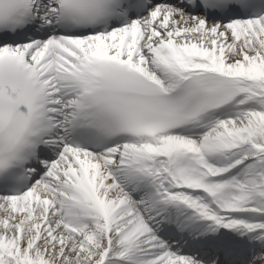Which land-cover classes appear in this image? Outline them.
<instances>
[{"label":"snow or ice","instance_id":"6c2138e0","mask_svg":"<svg viewBox=\"0 0 264 264\" xmlns=\"http://www.w3.org/2000/svg\"><path fill=\"white\" fill-rule=\"evenodd\" d=\"M0 264H264V0H0Z\"/></svg>","mask_w":264,"mask_h":264}]
</instances>
